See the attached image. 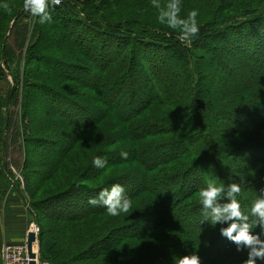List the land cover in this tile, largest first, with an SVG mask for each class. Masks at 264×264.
I'll return each mask as SVG.
<instances>
[{"label":"trees","instance_id":"trees-1","mask_svg":"<svg viewBox=\"0 0 264 264\" xmlns=\"http://www.w3.org/2000/svg\"><path fill=\"white\" fill-rule=\"evenodd\" d=\"M237 1L241 0H222L217 11L223 14L220 21L217 14L201 19L198 35L185 41L178 30L139 23V14L128 10L134 4L132 0H63L60 6L48 0L45 11L53 20L47 24L38 23L39 17L25 12L24 0H0L10 9L0 8V83L9 74L15 84L8 93L0 92V139L4 133L8 138L4 148L0 146V193L10 182L3 168L8 149L19 144L21 137L26 149L30 145L42 149L49 145V134L54 138L51 145L55 146L48 148L55 157L51 165L35 170L41 171L42 181L57 184L53 193L66 192L72 181L103 184L113 179L127 185L132 174L140 182L126 193L132 201L126 214L112 217L102 206V210L90 208L77 216L69 215L80 227L74 230L69 222L63 224L64 229L73 237L74 233L79 234L70 247L81 253L69 264H77L83 256H90L89 264H179V258L193 254L200 257L201 264H244L247 252H237L235 245L220 235V229L227 224L213 228L203 222L205 213L198 199L199 190L212 181L229 184L243 180L239 197L242 205L250 206L257 195L264 193V39L260 36L264 11L260 15L250 13L254 10L251 7L258 3L245 0L244 10L234 15L232 5ZM242 30L251 34L247 33L246 41L259 37V50L256 51V45L249 50L257 58L253 61L255 65L233 83L230 76L224 75V82L210 91L213 69L207 64L219 60L223 50L228 59L234 53L245 56L240 48L242 40L238 38ZM53 32L59 39L63 38V46L59 39L55 41ZM86 36L92 37L90 41H101L103 52L112 51L111 42L115 46L122 44L119 54L131 49L130 59L114 54L105 57L102 52V58L107 60L100 61L104 72L96 84L80 81L72 85L75 74L64 72V80L70 85L57 87L70 98L65 99L67 103L55 105L57 92L47 91L48 88L38 84L56 75L48 71L49 65L56 62L55 54L70 63H93L91 55L83 51V46L88 48V44L84 45ZM49 37L53 38L52 42H48ZM11 39L18 49L17 60L25 63L24 85H18L19 75L8 71V63L15 59L10 56L13 55L9 47ZM57 47H62V54ZM156 52L157 60L153 63L146 55L150 57ZM171 63L173 72L167 73ZM120 64L125 65L120 68L125 72L133 73L137 66L139 72L129 85L124 101L117 89L121 85L108 83L118 73L116 66ZM122 72L120 79L126 74ZM25 88L52 92L50 97L54 100L47 102V106L57 112L51 121L57 133L36 126L27 111ZM20 102L31 124V128L22 127V131L12 114L6 116L2 110L7 105L18 107ZM68 103L70 111L66 112L62 106ZM73 110H78V114H70ZM42 136L47 138L41 142ZM122 152L128 153L126 159L121 157ZM98 156L107 161L106 167L91 169ZM24 180L25 191L30 192L28 181ZM159 186L164 191H159ZM93 196L98 199V195ZM226 202L225 199L219 203ZM89 207L88 202L79 206L67 197L55 210L58 215L68 209L78 211ZM141 208L151 222L138 221L136 215ZM210 211L207 210L209 219ZM117 230L124 234L120 236ZM110 233L112 236L107 237ZM148 236L150 241L163 236L168 243L165 247H147ZM53 245L49 240L40 243L41 260L46 259ZM64 257L61 259L74 258L69 253Z\"/></svg>","mask_w":264,"mask_h":264},{"label":"rangeland","instance_id":"rangeland-1","mask_svg":"<svg viewBox=\"0 0 264 264\" xmlns=\"http://www.w3.org/2000/svg\"><path fill=\"white\" fill-rule=\"evenodd\" d=\"M132 1L134 4L129 6L131 8H128V10L129 11L133 10L134 13L139 14V18L137 17L139 23L147 22L152 25L159 26V27L165 28L170 31L173 30V29L168 28L166 25L161 24L158 21L157 17H158L159 12L156 8L152 6V0H132ZM244 1L245 0H241V1H237L236 4L233 3L232 6L234 10L233 12L234 15L244 10V8L247 5ZM250 1H253L251 3H255V1H257L258 3V4H254L253 7L247 6V8L251 7L252 9H254V10H251L250 13H253V14L256 13V15H260L264 11V0H249V2ZM159 2L161 3V6H164L168 3V0H159ZM180 2L182 6L181 16L186 17L188 13L187 11H190L192 9L196 10L198 12V16L196 19L199 25L202 22L201 19L207 18V17L210 18L214 14H217L219 5L221 4L222 0H180ZM255 9H258V10H255ZM217 16H218V20L220 21V18L221 16L223 17V14L219 13L217 14ZM47 23L48 22H46L45 24ZM51 26H53V23ZM260 28L262 31L260 36L261 38L264 39V22L260 24ZM247 30L249 29L247 28ZM247 30L245 32L244 30H242L238 37L240 40H242L240 41V44H241L240 48L242 49V53H246L245 56H241L242 54L239 55V54L234 53L233 57H231L232 54H229L230 58L228 59L226 57V53H227L226 50H223V51H220V55H219L220 57L218 56L219 60L221 61V64L219 60H217L216 62L212 61L207 64L208 68L211 67L213 69L212 71L213 73L211 72L212 74H210L211 75L210 80L212 82V85H211L212 87L211 89H209L210 91L214 89V85L219 86L221 85V83L224 82L223 80L224 75L230 76L232 78V83H233L234 79L242 77V75L247 74L250 72V70H252V65H255L253 61L257 58H255L253 54H251V52L249 51L250 47H253L252 45H256L257 46L256 51H257L259 50L261 45H260L258 36H256V38H254L252 42L245 40V37L248 36V34L251 35L250 33H248ZM148 31H152V30L148 29ZM53 35L56 36L55 41H57L59 39V37L57 36V33ZM50 37H49L48 42L53 41V38H50ZM90 37L91 36H86L87 41L84 42V45L88 44V48H85V46H83L84 48L83 51L87 52L88 55H91V59L94 61L93 63L80 64V65L75 64V63H70L68 60L64 59L63 56L55 54L57 58H55L53 61H56V62L49 65L48 71L49 73H53L59 76L58 79L55 75L52 80L46 81L45 83L42 82L38 84V85H43V87L45 88H48L49 90L47 91L54 90L57 92V96L59 98H57V100L55 101L56 102L55 105L57 104L60 105L64 103V101L65 103H67L68 99L67 100L65 99L69 97L67 93H64L62 89L58 88L59 86L57 87V85H64V86L70 85L66 80H64V77H63L64 72L70 71L72 74H75L72 80V85H76V82H80V81H85L86 84L90 82L96 84L97 81L99 80L100 74L104 72V70H102V63H100V61L101 60L106 61L107 59L102 58V52L104 51V50L100 51L101 50L100 45L102 43L101 41L97 39H93V41H90L89 40ZM62 39H59L60 45H61V41H63ZM245 42H247L248 46H245ZM109 46L111 47L112 51L109 53H108V50L103 52V56L106 57L107 54L108 55L114 54V56H119V57L124 56L125 58L130 59L129 54L131 53L130 52L131 49H128L127 52H124V54L121 55L119 54V51L122 48V44L120 46H115L113 42H111ZM9 47L11 48L13 52V55H10V56L15 59L14 60L11 59L12 64L8 63V71L10 73L14 72L15 74L19 75L18 85H24L22 84V78H23L22 72H23L24 65H25L24 60L23 61L17 60L16 57L18 55V49L15 47L14 40L12 39L10 40ZM61 48L62 47H59V48L57 47V50L59 53L62 54ZM98 55H101L100 60L98 58ZM159 55L161 54L159 53ZM214 55L216 54L214 53ZM146 57L149 58L154 63L157 60V52L153 56L149 57L148 55H146ZM248 61H251V62H248ZM123 66L125 65L120 64L116 66V68H118V71H117L118 73L115 74L113 79L111 78L110 82H108L109 85H121L117 89L119 91V94L122 95L121 96L122 101L126 99V95L128 94L127 89L129 90V85L134 82V79L138 76L137 74L139 73L137 71L138 66L134 69L133 73H131V71L125 72L123 71V69H120V68H123ZM168 67L169 68H168L167 73L173 72V68H174L173 63L169 64ZM121 72L126 73V74L124 77L120 79L119 74ZM13 84L14 83L12 81V76L8 74L5 80L0 83V92L3 94L8 93L10 89L12 90ZM23 91L26 95V100L28 101L27 111L32 115L33 120L36 123V126L39 127L40 129H50V131L48 132L53 133L55 131V133H57V128L55 127V125L51 123V121L55 119L57 112H55V110H52L50 108L51 106L50 107L47 106V102L49 101L51 102V99L54 100L53 98L50 97V93L52 92L41 91V89L38 90L37 88H33V89L25 88L23 89ZM58 94L59 95L62 94L61 96L63 97L59 96ZM41 96H44L45 98L43 99ZM18 99L20 100L21 98L18 97ZM70 106L71 104L68 103L62 107H64L63 109H65L66 112H69ZM82 107H87V106L83 105ZM2 110L4 111L6 116L9 113L12 114V117H14V120L16 121L17 127L20 128V131H22V127H26L28 129L31 128V124H29V121H30L29 118H26L24 116L25 112L22 111L21 102L18 107L10 106L9 108V106L7 105V106H3ZM70 114L76 115L78 114V110H73L71 111ZM87 121H89V118L86 117L85 122ZM52 135H58V134H52ZM48 136H49L48 144L50 146L46 145L42 149H39L38 147L34 145H30V149H26L25 144L23 142V138L21 137L19 140V144L15 143L10 149H8L7 156L5 157V160H4L3 168L5 167L4 171L7 172L10 178V181H12L13 183H19L20 186L24 187V189H25L24 179L25 178L27 179L28 186H29L28 190H30V192L25 191V194L27 196V204H28L29 210L31 211V214L33 217L32 218L33 226L31 229L32 231L37 230L39 234L41 233V240L40 238H38L39 244L41 242H46L48 240L54 243L52 250L48 253L45 260L40 259V247L38 249L37 245H35L36 254L39 255V264H69L71 260H76L77 254L80 253L79 252L80 250L76 251L74 249L76 247H70L71 241L75 239V237L79 234L74 233L75 235L73 237L69 231H66L64 229L65 225L63 224L71 222L72 225L74 226V230L78 229L80 227V224L78 223L75 224L74 222H77L76 220L71 221L73 220V218H70L69 215L71 216L73 215L74 217L78 215V212L89 210L90 208L91 209H97V208L101 209L103 205L100 203H97L96 205L90 204L89 203L90 198H93L94 197L93 195L97 196L101 189L106 188V187L110 188L111 185L120 184V183H119V180L115 181L113 179H110L107 181V183H103V184L102 183L95 184L93 183V181H90V180H86L85 182L82 181L78 183L71 180L72 183L68 184L69 187L67 186V191L68 189H70L68 192L67 191L62 192L61 190H59L61 192L57 191L53 193L57 184H54L51 181H42L39 175L41 171L35 170L36 168L41 167V169H43L45 168L46 165L47 166L51 165L55 157L54 152L51 153V151H49V148H48V146L49 147L55 146V145H51V139H54V138L50 136V134ZM43 138H47V137L42 136L41 142ZM5 141H8V138L6 134L4 133L3 138L0 139L1 149L4 148ZM41 158L45 159L43 163L40 162L42 160ZM91 169L97 170L99 168H96L93 165ZM56 175L59 176L61 174H56ZM73 182H75L74 185H71L73 184ZM125 184L127 185L122 184V186L125 188V192L127 193L130 191V189L132 190V188L133 189L137 188L135 186L140 184V182L139 180H137V178L134 175L131 174V176L127 178V181ZM159 191L162 192L164 190L159 186ZM166 195L170 196L169 190H166ZM168 196H166V199L168 198ZM67 197L71 199V201L74 204L78 203L79 206L81 205L83 206L84 202H88L90 207L84 208L78 211L68 209L65 211L64 214L60 213L57 215L55 208L57 209L60 208L63 205V202L66 200ZM76 198H79V202H75ZM174 198H175V195H174ZM168 200L171 202V199H168ZM54 201L56 202V204L53 205ZM82 201L83 203H81ZM49 203H51V206H48ZM103 208L104 206L102 207V209ZM142 209L143 208H141V211L139 212V214L136 215L138 218V221L142 222L144 220H147V222H151L152 219L151 218L147 219L146 218L147 216L142 211ZM193 219H190V220L193 221ZM79 221H83V220L79 219ZM73 226H70V228H73ZM40 227H41V231H40ZM120 232H121L120 230L116 231V233L122 236L124 233L120 234ZM112 234L110 233L107 237H111ZM146 238H147V243H148L147 247H165L168 243L163 236L159 237L158 239L155 238L152 241H150L151 239L150 236ZM66 253H69V256L74 257V258L64 259L65 258L64 256L66 255ZM61 257H64V258L61 259ZM89 258L90 256H87V257L83 256V258L78 259L77 264H89L90 263ZM162 264H167V263H162Z\"/></svg>","mask_w":264,"mask_h":264},{"label":"clouds","instance_id":"clouds-1","mask_svg":"<svg viewBox=\"0 0 264 264\" xmlns=\"http://www.w3.org/2000/svg\"><path fill=\"white\" fill-rule=\"evenodd\" d=\"M59 3V0H56ZM152 6L159 12L158 21L168 28L178 30L181 40L191 41L200 32L197 23L198 12L191 10L186 17L181 16L180 0H168V3L161 6L159 0H152ZM48 0H24L23 8L33 17H39L38 23L52 22V16L46 12ZM0 8L8 11L7 3L0 2ZM127 152H122L121 157L126 159ZM96 168L104 169L107 161L99 156L93 160ZM243 186L241 183L215 181L209 182L206 187L201 188L198 193L199 203L204 211V221L210 227L218 224H227L220 229V235L235 245L237 252H247V259L244 264H264V193L256 196L251 205H242L239 199ZM226 203H219L222 200ZM89 203L102 204L108 215L112 217L126 214L132 207V201L127 196L125 188L120 184H113L99 191L98 199L90 198ZM210 211V219L209 213ZM259 229V231H257ZM179 264H201L200 257L196 254L179 258Z\"/></svg>","mask_w":264,"mask_h":264},{"label":"crops","instance_id":"crops-1","mask_svg":"<svg viewBox=\"0 0 264 264\" xmlns=\"http://www.w3.org/2000/svg\"><path fill=\"white\" fill-rule=\"evenodd\" d=\"M32 218L24 187L10 181L0 193V251L5 245H26ZM33 251L36 253L35 245Z\"/></svg>","mask_w":264,"mask_h":264},{"label":"built area","instance_id":"built-area-1","mask_svg":"<svg viewBox=\"0 0 264 264\" xmlns=\"http://www.w3.org/2000/svg\"><path fill=\"white\" fill-rule=\"evenodd\" d=\"M54 6H60L63 3V0H59V3H56V0H51ZM0 263L1 264H28L29 259L26 252V247L24 246H14V245H5L1 248L0 251Z\"/></svg>","mask_w":264,"mask_h":264},{"label":"water","instance_id":"water-1","mask_svg":"<svg viewBox=\"0 0 264 264\" xmlns=\"http://www.w3.org/2000/svg\"><path fill=\"white\" fill-rule=\"evenodd\" d=\"M30 13V11L28 12ZM39 233L37 230L28 233L26 238V252L29 259L28 264H39V255L33 252V245H37L38 249L40 244L38 242Z\"/></svg>","mask_w":264,"mask_h":264},{"label":"bare ground","instance_id":"bare-ground-1","mask_svg":"<svg viewBox=\"0 0 264 264\" xmlns=\"http://www.w3.org/2000/svg\"><path fill=\"white\" fill-rule=\"evenodd\" d=\"M34 252V251H33ZM35 253V252H34Z\"/></svg>","mask_w":264,"mask_h":264}]
</instances>
